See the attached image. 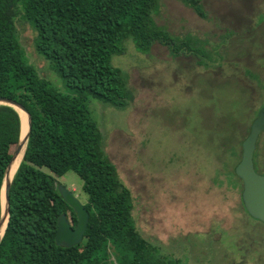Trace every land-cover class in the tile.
Returning a JSON list of instances; mask_svg holds the SVG:
<instances>
[{"label":"rangeland","instance_id":"obj_1","mask_svg":"<svg viewBox=\"0 0 264 264\" xmlns=\"http://www.w3.org/2000/svg\"><path fill=\"white\" fill-rule=\"evenodd\" d=\"M200 1L204 15L181 0H159L153 16L170 33L191 36L211 59L172 55L158 41L142 52L126 39L111 61L125 72L132 99L118 108L89 97L88 106L131 193L136 226L161 255L180 264H264V222L243 209L241 183L231 174L264 101V0ZM15 25L27 60L69 92L35 49L31 24L17 16ZM253 156L264 172V131ZM55 179L86 201L74 170Z\"/></svg>","mask_w":264,"mask_h":264},{"label":"trees","instance_id":"obj_2","mask_svg":"<svg viewBox=\"0 0 264 264\" xmlns=\"http://www.w3.org/2000/svg\"><path fill=\"white\" fill-rule=\"evenodd\" d=\"M181 1L204 15L200 0ZM158 5L159 0H0V96L22 103L31 116L23 158L10 184L0 264H180L161 255L138 230L131 193L103 150L102 132L88 106L89 97L118 108L132 99L125 72L111 61L123 52L126 39L142 52L158 41L172 55L196 52L211 59L191 36L156 23ZM17 16L35 29V49L69 92L52 85L27 60ZM20 131L18 110L0 103V193ZM254 166L259 171L255 160ZM68 169L82 178L88 222L81 241L64 246L54 239L57 217L65 211L73 225L77 218L55 178ZM231 174L241 183L234 166Z\"/></svg>","mask_w":264,"mask_h":264},{"label":"water","instance_id":"obj_3","mask_svg":"<svg viewBox=\"0 0 264 264\" xmlns=\"http://www.w3.org/2000/svg\"><path fill=\"white\" fill-rule=\"evenodd\" d=\"M0 103L11 104L16 109L18 106L27 115L26 116L27 130L24 136L21 135V131H20L16 148L12 153V157L8 165L6 166L3 176L1 193H0V202H1L0 230H1L3 223L6 226L8 219L9 191H10L11 180L13 177V175H10L11 164L13 162L14 155L20 151L23 144H26V140L28 138V134L31 126V116L28 110L26 109V107L22 103L14 99L0 96ZM20 123H21V117H20ZM263 129H264V104L258 109L257 114L250 123L247 134L241 140L240 157L236 162V164L234 165V171L241 180L240 197L243 207L251 216L264 222V172H260L255 169L254 159H253V154L256 147V141L259 133ZM2 187H4L5 206L2 205ZM57 187L62 198L73 208L77 221L73 225L69 221L67 213L65 211L60 212L57 217V226L54 234V239L56 244L58 245L71 246L81 241V239L84 237V232L88 222V209L84 205V202H82L78 198V196L74 194L73 191L69 189L67 186H65L62 183H57ZM5 226L3 228V231L5 229ZM3 231L0 233V239L3 234Z\"/></svg>","mask_w":264,"mask_h":264},{"label":"bare ground","instance_id":"obj_4","mask_svg":"<svg viewBox=\"0 0 264 264\" xmlns=\"http://www.w3.org/2000/svg\"><path fill=\"white\" fill-rule=\"evenodd\" d=\"M17 109L20 113V117H21V135L24 136L26 130H27V122H26V113L17 106ZM24 146L25 144L22 145L20 151L14 155L13 157V162L11 164V168H10V175H13L14 171L16 170L18 163L22 157L23 154V150H24ZM23 158V157H22ZM17 171V170H16ZM2 205L5 206V199H4V187H2ZM5 224L3 223L0 233L3 231Z\"/></svg>","mask_w":264,"mask_h":264},{"label":"flooded vegetation","instance_id":"obj_5","mask_svg":"<svg viewBox=\"0 0 264 264\" xmlns=\"http://www.w3.org/2000/svg\"><path fill=\"white\" fill-rule=\"evenodd\" d=\"M262 105H263V104H262ZM262 105H259V108H260ZM257 111H258V110H257ZM256 114H257V113H256ZM256 114H255V115H256ZM249 126H250V125H249ZM262 131H264V129H263ZM262 131H261V132H262ZM261 132H260V133H261ZM257 142H258V138H257V141H256V146H257ZM255 148H256V147H255Z\"/></svg>","mask_w":264,"mask_h":264}]
</instances>
